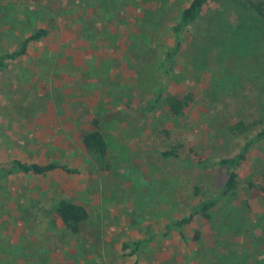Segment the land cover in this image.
I'll return each instance as SVG.
<instances>
[{"label": "rangeland", "instance_id": "1", "mask_svg": "<svg viewBox=\"0 0 264 264\" xmlns=\"http://www.w3.org/2000/svg\"><path fill=\"white\" fill-rule=\"evenodd\" d=\"M190 1L0 0V54L38 29L51 32L0 72V166L78 170L0 174V264H264V141L212 222L198 216L183 236L168 229L228 178L193 159L237 155L256 132L234 136L226 127L259 110V92L229 58L264 52V17L253 7L264 0H212L171 67L170 25ZM159 91L194 93L196 102L173 118ZM94 118L110 146V171L94 166L80 140ZM179 142L181 158L160 155ZM253 173L258 188L248 185ZM62 198L89 211L78 236L53 213ZM152 236L138 260L123 250Z\"/></svg>", "mask_w": 264, "mask_h": 264}, {"label": "trees", "instance_id": "2", "mask_svg": "<svg viewBox=\"0 0 264 264\" xmlns=\"http://www.w3.org/2000/svg\"><path fill=\"white\" fill-rule=\"evenodd\" d=\"M212 0H191L190 3L181 11L179 20L170 25V32L174 40L173 46L165 51L164 57L169 64L172 65L175 59L182 53L186 41L187 32L201 18L205 8ZM253 7L257 10L261 17H264V7L261 3H253ZM51 32L47 29H38L33 34L27 36L21 43L11 52L0 54V72L7 69L13 62L28 55L32 43L50 36ZM254 55V56H253ZM252 56L244 58L238 54L229 58L232 68H235L242 81L248 82L252 89L259 92L257 97L258 118L254 120L242 119L229 124L226 129L234 136H243L252 132L256 134L242 147L241 151L233 156L219 159H193L194 166L199 169L208 170L212 168H221L228 171V178L225 181L221 191L214 197L208 198L192 207L189 215L174 220L168 225V229H176L183 236V229L194 222L195 218L200 216L208 222L213 221V213L223 198L235 193L240 186L241 176L238 172L240 167L248 160V154L253 146H258L264 141V52L258 51ZM158 99L163 98L164 104L168 108V113L173 118H184L187 112L196 102L194 93L180 94H162L159 91ZM217 96V95H216ZM101 119L94 118L90 122L91 129H83L80 132V140L82 146L99 171H110L112 161L110 157V146L106 139V135L101 126ZM169 134L168 131H165ZM185 146L183 143H177L170 149L160 152V155L167 160L181 158ZM195 152V151H194ZM190 161V159H187ZM191 162V161H190ZM191 162V163H192ZM61 169L69 173H77L65 165L57 163L40 164L37 162L25 163L20 160H14L6 165L0 166V174H13L16 172L24 174L45 175L51 171ZM4 175V176H5ZM253 173L247 178L250 188H258L253 180ZM264 190L263 188H259ZM199 189L196 193L199 195ZM53 213L61 220L65 229L73 236L82 233L85 224L89 219V211L81 204L75 203L69 199L62 198L53 206ZM198 238V235L197 237ZM156 236L147 239L135 240L131 243L126 242L123 250L128 251L127 256L139 258L140 252L147 245L154 242Z\"/></svg>", "mask_w": 264, "mask_h": 264}]
</instances>
